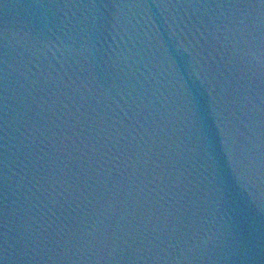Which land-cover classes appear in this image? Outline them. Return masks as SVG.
I'll list each match as a JSON object with an SVG mask.
<instances>
[{
  "label": "water",
  "instance_id": "1",
  "mask_svg": "<svg viewBox=\"0 0 264 264\" xmlns=\"http://www.w3.org/2000/svg\"><path fill=\"white\" fill-rule=\"evenodd\" d=\"M0 264H264V0H0Z\"/></svg>",
  "mask_w": 264,
  "mask_h": 264
}]
</instances>
